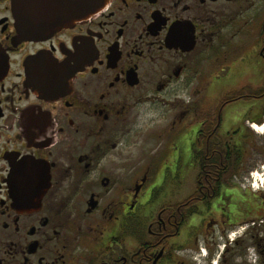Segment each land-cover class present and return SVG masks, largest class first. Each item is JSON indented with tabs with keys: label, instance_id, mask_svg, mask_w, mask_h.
Returning a JSON list of instances; mask_svg holds the SVG:
<instances>
[{
	"label": "flooded vegetation",
	"instance_id": "obj_1",
	"mask_svg": "<svg viewBox=\"0 0 264 264\" xmlns=\"http://www.w3.org/2000/svg\"><path fill=\"white\" fill-rule=\"evenodd\" d=\"M15 1L0 0V264H264V189L224 173L233 104L264 122V0H106L61 26L69 0H30L34 36ZM167 161L183 178L158 177Z\"/></svg>",
	"mask_w": 264,
	"mask_h": 264
},
{
	"label": "rangeland",
	"instance_id": "obj_2",
	"mask_svg": "<svg viewBox=\"0 0 264 264\" xmlns=\"http://www.w3.org/2000/svg\"><path fill=\"white\" fill-rule=\"evenodd\" d=\"M260 19L262 16H258L257 18ZM247 51L244 50L241 55H247ZM214 85L210 86L212 88ZM209 88V89H210ZM213 90L219 91L220 86L217 88H213ZM209 94L210 90H209ZM249 103H243V102H236L233 104L232 108L234 112L236 113V119L238 122V131H237V136L239 138V144H243L244 147V157L243 159V164L241 167V170L236 174V176L231 179H233L236 183L239 184L241 189L246 193V194H252L259 191V189H264V180L262 182L256 181V184L251 186V183L254 182V178L250 176V173L254 171H259L262 173V170L260 169L261 166L264 165V134H260L253 130L249 123L251 120L245 119V127L243 125V119L245 118V115L251 117L250 114H248L247 109H248ZM159 123H162L159 122ZM161 127V126H160ZM246 128V129H245ZM162 131V129L160 128ZM162 133V132H161ZM237 136L235 138H237ZM161 143H160V149H155V157L157 156L158 152H165L169 151L170 149H164V141L166 140V137H161ZM173 155V154H172ZM171 155L167 156L166 158H169ZM187 163L186 161H184ZM160 165V164H159ZM166 167H169V172L170 175L174 174V176H169L168 177H181L183 178L184 175V166L181 165L180 171L174 170L173 163L167 161V163L162 164L158 170V177H163V171L165 173ZM187 171V170H186ZM195 176V171H193V167L189 169V172L186 173L185 179H188V181H192ZM230 179V178H229ZM250 196V195H247ZM241 204L244 207L249 206L248 201L253 202L252 198L247 197L246 200L243 199L242 197L239 198Z\"/></svg>",
	"mask_w": 264,
	"mask_h": 264
},
{
	"label": "water",
	"instance_id": "obj_3",
	"mask_svg": "<svg viewBox=\"0 0 264 264\" xmlns=\"http://www.w3.org/2000/svg\"><path fill=\"white\" fill-rule=\"evenodd\" d=\"M29 1L30 0H16L14 10L19 16L23 30L26 32L25 34L32 36L40 35L44 32L42 31V28L44 27L42 22L43 9L38 5H34L30 8L27 4ZM31 1L39 2V0ZM105 1L106 0H86L85 3L83 0H69V3L67 4L71 5L72 8L58 9V14L54 16L55 21L53 25L61 26L71 19L82 18L85 15L95 12L105 3ZM30 11H32V15L29 14Z\"/></svg>",
	"mask_w": 264,
	"mask_h": 264
},
{
	"label": "trees",
	"instance_id": "obj_4",
	"mask_svg": "<svg viewBox=\"0 0 264 264\" xmlns=\"http://www.w3.org/2000/svg\"><path fill=\"white\" fill-rule=\"evenodd\" d=\"M226 139L223 138V146L225 147L226 145ZM231 146V145H230ZM230 149H234V155H237V158L235 160H230V159H226L224 161V165H225V170L224 173H226L225 171L228 172L227 177L228 178H232L234 177L236 174H238V172L241 170L242 164H243V159L242 157H244V147L243 144H238V145H233L232 148ZM226 177V179H227Z\"/></svg>",
	"mask_w": 264,
	"mask_h": 264
},
{
	"label": "bare ground",
	"instance_id": "obj_5",
	"mask_svg": "<svg viewBox=\"0 0 264 264\" xmlns=\"http://www.w3.org/2000/svg\"><path fill=\"white\" fill-rule=\"evenodd\" d=\"M252 127H254V129L258 133H260V134H263L264 133V124L262 125V124H256V123H254V124H252ZM260 169L262 170V173H260L258 170L253 172V176L255 178V182H254L253 185L256 184V181L262 182L264 180V165L261 166Z\"/></svg>",
	"mask_w": 264,
	"mask_h": 264
}]
</instances>
